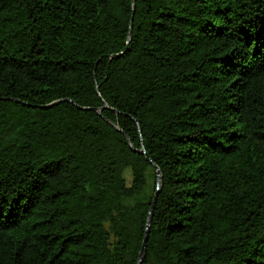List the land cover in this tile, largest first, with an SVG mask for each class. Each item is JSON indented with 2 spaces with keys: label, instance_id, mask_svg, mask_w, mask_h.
<instances>
[{
  "label": "trees",
  "instance_id": "trees-1",
  "mask_svg": "<svg viewBox=\"0 0 264 264\" xmlns=\"http://www.w3.org/2000/svg\"><path fill=\"white\" fill-rule=\"evenodd\" d=\"M147 230L141 264H264V0H0V264Z\"/></svg>",
  "mask_w": 264,
  "mask_h": 264
},
{
  "label": "water",
  "instance_id": "water-1",
  "mask_svg": "<svg viewBox=\"0 0 264 264\" xmlns=\"http://www.w3.org/2000/svg\"><path fill=\"white\" fill-rule=\"evenodd\" d=\"M135 9V2L133 1V10ZM133 21V16L131 18V22ZM132 26V25H131ZM130 34H131V31H130ZM120 54H113L112 57H117L119 56ZM60 101H56V102H53V103H50V104H47L43 107H51L57 103H59ZM107 106V105H106ZM113 124V123H112ZM114 125V124H113ZM118 128V127H117ZM140 153H143L145 154L148 159L152 162V164L155 166L156 170H157V173H158V183H157V189H156V193H155V197L153 199V204L151 206V210H150V213H149V217H148V225L150 224L151 222V217H152V212L154 210V207H155V204H156V201H157V195H158V190L160 188V184H161V171L159 169V167L152 161V159L149 157V155L147 154L145 148L143 147L142 149L139 150ZM147 240H148V230H147V233H146V237H145V240H144V243H143V247H142V250L140 252V256H139V262L138 264H141L142 261H143V258L145 256V252H146V243H147Z\"/></svg>",
  "mask_w": 264,
  "mask_h": 264
}]
</instances>
